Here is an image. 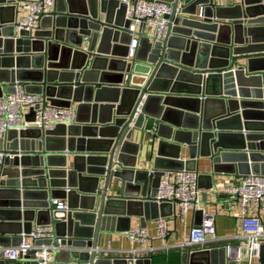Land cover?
<instances>
[{
	"label": "water",
	"instance_id": "water-1",
	"mask_svg": "<svg viewBox=\"0 0 264 264\" xmlns=\"http://www.w3.org/2000/svg\"><path fill=\"white\" fill-rule=\"evenodd\" d=\"M166 1L173 7L169 32L163 42L141 41L135 60L151 69L140 81L135 60H126L131 37L121 0H56L34 33L16 30L20 0H0V98L21 85L52 106H76L70 126L11 130L0 140L7 154L0 166L1 246L20 245L34 225H52L62 239L54 264H151L106 259L99 247L115 230L111 222L171 215L163 212L167 203L153 201L164 171H198L207 159L213 170L199 182L216 174L264 176L262 0ZM26 119H34L33 110ZM137 132L157 142L153 168L136 169ZM116 183L118 194L110 196ZM209 189L216 191L212 183ZM56 199L68 209L56 210ZM196 216L200 225L203 210ZM226 253L190 249L183 262L226 264Z\"/></svg>",
	"mask_w": 264,
	"mask_h": 264
},
{
	"label": "built area",
	"instance_id": "built-area-1",
	"mask_svg": "<svg viewBox=\"0 0 264 264\" xmlns=\"http://www.w3.org/2000/svg\"><path fill=\"white\" fill-rule=\"evenodd\" d=\"M126 4V20L129 22L127 32L130 34L128 56L131 62L136 59L141 41L150 43L163 42L169 32L168 16L173 7L165 0H121ZM264 7V0L261 1ZM56 0H20L16 3L18 19L17 31L36 32L41 29L42 20L55 10ZM200 16V15H199ZM34 112V119L26 116ZM76 108L52 106L43 95L29 93L21 85L15 87V93L5 94L0 98V140L11 130L21 132L28 129L53 130L58 125L70 126L75 123ZM7 154L0 151V166ZM225 193L239 202L243 229L241 234L229 238L217 237L215 214L205 211L202 205V190L199 185V173L187 169L164 171L157 193L153 201L157 204L178 202L180 217L186 218L190 212L203 210L200 225H195L189 232L187 242L178 244L176 249L197 248L211 243H235L237 246L226 245L229 255L236 251V262L243 260L253 264L260 259L264 245V222L258 217L249 215L250 207L264 209V176H238L234 183L224 187ZM56 210L68 209L66 201L53 200ZM169 235L168 219L160 217L155 220V238L165 240ZM131 243L147 239L145 228L126 232ZM51 241L50 244L44 243ZM62 239L56 235L52 225L35 226L31 233L22 234V242L18 246L4 247L0 245V260H29L31 264H53L55 254L61 249ZM136 260V259H135Z\"/></svg>",
	"mask_w": 264,
	"mask_h": 264
},
{
	"label": "crops",
	"instance_id": "crops-1",
	"mask_svg": "<svg viewBox=\"0 0 264 264\" xmlns=\"http://www.w3.org/2000/svg\"><path fill=\"white\" fill-rule=\"evenodd\" d=\"M227 2L228 4H231L233 1L227 0ZM16 12L17 20L19 17L18 10ZM7 17H9V14L8 16L5 14V18ZM104 17V15H101L102 19H104ZM197 17L199 16L194 18ZM150 69L151 66L147 62L135 60L132 66L133 77L140 78V81H142V78L148 74ZM246 74L248 73L246 72ZM31 79L33 80L35 77H32ZM74 107L76 108V106ZM145 129L149 132L152 127L149 125ZM133 142L136 144L140 143L142 145L139 157L137 159L136 169L144 170L149 167L153 168L154 158L156 156L157 150V142L152 145V139L150 136L138 132L134 136ZM182 158L186 159L188 156L183 155ZM188 170L194 171L193 169ZM212 170V162L210 160L204 159L201 161L198 171L196 170L195 172L205 176V174L211 173ZM237 177L238 175L216 174L213 182L207 177H203L199 182L200 188L202 190V197L206 196V203H208L207 205H203V208L206 212L215 214L217 237L219 239L229 238L236 234L242 233L243 221L239 202L236 199L229 197L225 193L224 189L226 185L234 183ZM211 183L216 188V191L214 189H209ZM119 185L120 183H116L114 187L108 192V194L110 196L117 195ZM219 196H224V198L220 199ZM171 204L172 203H167L163 209L164 214H171L166 217L168 219L169 235L165 240L162 241L155 238V220L151 219L146 221L140 216L132 215L129 219L122 220L119 224L111 222V224L108 225L113 227L115 230L112 233H105L103 235V240L101 246L99 247V251L103 253V258L119 259L123 257H130L132 259H149L151 260V264H184L183 254L187 252V250L176 249L174 247L178 244L187 242L189 238V232L196 225V211L190 212L184 219L180 217L179 206H177L174 210ZM134 213L139 214V209L134 208ZM249 215L251 217H258L262 220V222H264V209L259 210L257 208L250 207ZM142 223L144 224V227L142 226ZM35 226L36 225H34V227ZM142 227L147 231V239L134 244L131 243V241L127 238L125 232L123 233L120 231L125 228L135 230ZM226 245L237 246L235 243L208 242L205 245L194 248L193 251L208 248H221L225 247ZM236 258V251L231 252L230 255L227 251L226 264H247L244 260L240 263L236 262ZM30 262L31 261L24 259L20 260L18 264H31ZM263 263L260 259H256L253 262V264Z\"/></svg>",
	"mask_w": 264,
	"mask_h": 264
}]
</instances>
